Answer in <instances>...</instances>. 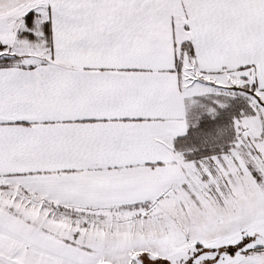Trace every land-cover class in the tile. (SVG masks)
<instances>
[{"label": "snow or ice", "instance_id": "obj_1", "mask_svg": "<svg viewBox=\"0 0 264 264\" xmlns=\"http://www.w3.org/2000/svg\"><path fill=\"white\" fill-rule=\"evenodd\" d=\"M0 264H264V0H0Z\"/></svg>", "mask_w": 264, "mask_h": 264}]
</instances>
